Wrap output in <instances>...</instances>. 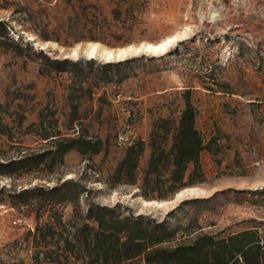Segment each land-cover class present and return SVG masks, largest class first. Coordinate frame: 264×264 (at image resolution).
<instances>
[{"label":"rangeland","instance_id":"1","mask_svg":"<svg viewBox=\"0 0 264 264\" xmlns=\"http://www.w3.org/2000/svg\"><path fill=\"white\" fill-rule=\"evenodd\" d=\"M0 22V163L29 159L0 172V263L88 264L86 251L67 243L88 222L90 204L156 221L171 212L168 227L178 229L164 245L202 233L264 236V0H0ZM183 30L163 56L107 67L64 57L78 42L117 48ZM187 101L209 143L202 181L188 183L190 165L177 188L142 187L151 142L170 147ZM70 138L99 140L100 152L71 149L61 163L52 154L35 163ZM135 141L144 143L138 179L117 183L115 169ZM65 181L72 183L49 191ZM190 186L205 192L188 199L204 200L175 209V193ZM169 199L168 208L142 205Z\"/></svg>","mask_w":264,"mask_h":264},{"label":"trees","instance_id":"2","mask_svg":"<svg viewBox=\"0 0 264 264\" xmlns=\"http://www.w3.org/2000/svg\"><path fill=\"white\" fill-rule=\"evenodd\" d=\"M0 34L5 35L6 25L0 22ZM59 66H74L79 63L69 59L53 60ZM95 63V60H88ZM111 63L103 65L109 66ZM196 110L186 102L182 110L178 126L172 135L168 149L151 142V152L146 171L141 179L142 187L157 186L169 183L170 189L183 183L188 167L192 166L188 183L200 182L203 173L200 165V154L209 148L202 135L195 127ZM163 129L168 133L166 127ZM75 149L81 154H97L100 152V141H89L80 138L61 140L54 150L38 154L35 163L43 162L45 156L54 155L53 160L62 162L69 150ZM144 151L143 141L131 143L125 155L118 163L114 179L117 183H132L137 181V169ZM29 159L8 160L0 163V172L11 173L20 168ZM33 160V159H31ZM65 181L61 186H55L49 191L55 192L68 185ZM35 191H44L43 187L22 190L18 195L24 196ZM204 199H187L175 209L189 203L201 202ZM174 209V210H175ZM162 221L133 214L117 213L116 207L90 204L87 209V223L77 231L74 241L67 243L71 251L76 246L86 251L88 264H264V244L262 236L255 230H244L228 236L202 233L190 242L169 243L178 228L169 229L168 222L171 212Z\"/></svg>","mask_w":264,"mask_h":264},{"label":"bare ground","instance_id":"3","mask_svg":"<svg viewBox=\"0 0 264 264\" xmlns=\"http://www.w3.org/2000/svg\"><path fill=\"white\" fill-rule=\"evenodd\" d=\"M187 35V31H179L169 34L158 41H141L138 44H127L125 46L117 48H109L99 42L89 41L84 44L81 42L76 43L71 51L64 53V57L77 58L83 56L87 59H97L109 63L110 61H123L126 58L136 56L139 54L149 56H163L169 53L174 46ZM42 49L45 48L46 42L39 43ZM205 192L203 188L197 186L185 187L178 190L176 195V201L181 203L185 199L192 196H198ZM173 202L169 200H142V205L157 208H168Z\"/></svg>","mask_w":264,"mask_h":264},{"label":"built area","instance_id":"4","mask_svg":"<svg viewBox=\"0 0 264 264\" xmlns=\"http://www.w3.org/2000/svg\"><path fill=\"white\" fill-rule=\"evenodd\" d=\"M14 223L16 224L17 222L16 221H14ZM18 223H21V224H25V225H27L28 227H30V223L27 221V220H18ZM262 243L264 244V236L262 237ZM0 264H9V263H0Z\"/></svg>","mask_w":264,"mask_h":264}]
</instances>
